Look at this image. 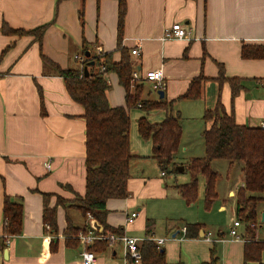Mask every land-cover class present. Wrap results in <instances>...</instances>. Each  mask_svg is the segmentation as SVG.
Instances as JSON below:
<instances>
[{
    "label": "crops",
    "instance_id": "1",
    "mask_svg": "<svg viewBox=\"0 0 264 264\" xmlns=\"http://www.w3.org/2000/svg\"><path fill=\"white\" fill-rule=\"evenodd\" d=\"M127 2L122 46L131 55L134 71L142 77L147 72L163 70L164 100L174 102L173 114L181 116L182 136V119L200 118L207 129L211 124L204 121V113L215 109L218 103L227 114L235 116L238 124L264 126V58L247 59L242 54L246 45L264 47V0ZM81 9H84L83 18L79 15ZM118 10L116 0L99 3L96 0H70L60 4L58 0H0V264H80L86 247L79 240L75 244L67 243L65 231L69 222L79 227L93 224L100 230L97 220L94 217L85 219L77 207L79 196L86 192L84 108L72 99L64 78L45 65L42 56L62 69L78 68L75 56L82 55L85 48L92 56L114 52L115 60L119 61ZM177 23L191 33V39L164 41L165 30ZM4 25L24 31L50 26L40 45L32 36L6 35ZM135 48H139V56L132 55ZM222 72L226 78L238 81L237 95H233L228 79L220 78ZM200 76L205 78L200 98L179 99ZM105 77L110 85L107 92L110 106H126V92L117 75L108 73ZM140 83L144 86V99L163 100L158 91L153 90L152 83ZM147 84L150 90L146 88ZM135 111H139L137 122L145 117L149 123L159 124L167 116L165 110L145 112L137 105L129 111L131 126ZM132 138L130 135L134 159L129 196L108 201L107 224L142 242L150 238L164 239L160 248L171 264H244L245 239L225 242L203 239L209 232L214 238L231 239L229 231L237 220L236 193L243 185L242 165L230 166L228 162L229 171L237 169L239 175L218 207L227 213L231 206L228 229H219L216 234L207 231L205 223L195 222L191 224L201 225L199 238L182 239V229L188 224L182 229L168 223L156 228L155 222L154 232L147 235L146 221L150 218L144 201L164 196L168 185L163 180L166 174L162 175L153 158L152 141L142 140L139 134ZM184 151L188 149L184 147ZM178 152L175 164L186 169L190 160H180ZM144 157L154 160L162 172L161 178L146 180L143 172L141 178H137L133 163ZM216 172L219 174L218 195L222 176ZM178 185L183 184H177L176 190ZM139 188L140 192L137 191ZM45 194L51 195L49 208L56 207L58 233L46 229L43 220ZM261 196L264 198V192ZM58 197L65 203L58 204ZM7 198L12 203H21L24 212L22 231L12 235L8 245L4 238ZM257 209V241L264 242V200ZM135 212L139 216L133 223H128L127 218ZM136 229L143 237L135 234ZM245 230L242 222L238 231L244 235ZM96 258L95 264L125 262L124 250L119 244L98 252ZM251 264H264V251L261 262Z\"/></svg>",
    "mask_w": 264,
    "mask_h": 264
},
{
    "label": "trees",
    "instance_id": "2",
    "mask_svg": "<svg viewBox=\"0 0 264 264\" xmlns=\"http://www.w3.org/2000/svg\"><path fill=\"white\" fill-rule=\"evenodd\" d=\"M70 0H58V4ZM85 2L86 0H81ZM98 3L102 0H96ZM118 2V49L120 60H115V53H104L88 58L85 48L83 55L87 58L86 66L89 74L86 76L84 68L62 69L46 56L43 57L45 65L52 68L64 78L65 84L72 99L84 108L86 120V192L79 196L77 207L85 219L91 215L100 226L98 232L106 234L114 232L123 234L122 229H114L107 224V203L113 199H126L129 196V181L131 179V163L134 156L131 152L130 129L131 118L129 111L141 104L145 112L152 110H165L167 116L159 124H151L148 120H138L139 134L143 139L153 143V158L157 161L163 173L174 171L175 157L180 147L182 137L181 116L173 114V103L166 100L151 101L143 98V83L133 81L134 66L129 51L122 46V38L128 13L127 0ZM80 18L84 16V9L79 12ZM50 25H44L31 31L12 30L3 26L6 35L32 36L42 45L45 33ZM85 42V41H84ZM244 58H264V47L244 46ZM95 65L91 66L90 63ZM103 68L105 70L103 71ZM114 73L126 92V106L111 107L107 92L110 85L105 77ZM222 80L228 79L233 95H237L240 85L237 80L226 78L221 73ZM204 76L195 78L188 91L179 99L196 100L201 96ZM209 128L203 132L206 154L202 158H192L186 169L190 171L191 179L188 183L178 185L181 197L189 204L196 202L199 193L200 179L205 181L206 209L210 210L217 199V182L219 174L213 170L214 161L224 160L230 166L238 163L242 165L243 185L236 193L237 220L246 226L243 235L245 239L244 264L261 262L264 251V242L257 241L258 205L264 200V127H248L236 122L233 114H227L221 103L215 109H208L203 117ZM45 194V209L43 220L46 229L58 233L56 207L49 208V198ZM65 202L58 197V204ZM23 205L12 203L7 198L4 207L5 234L18 235L22 231ZM147 235L154 232L155 221L148 219ZM86 227L74 226L69 222L65 231L67 243L78 242V234ZM201 225L188 224L186 237L199 238ZM110 245L105 241H98L88 248L95 255L104 251ZM142 264H171L167 262L165 252L150 239L144 240L140 245ZM182 264V263H176Z\"/></svg>",
    "mask_w": 264,
    "mask_h": 264
},
{
    "label": "rangeland",
    "instance_id": "3",
    "mask_svg": "<svg viewBox=\"0 0 264 264\" xmlns=\"http://www.w3.org/2000/svg\"><path fill=\"white\" fill-rule=\"evenodd\" d=\"M146 88L150 90V85L147 84ZM138 113L139 111H135L132 114V132H130V135L131 138L133 137L134 139L139 134L138 122L135 120L138 116ZM182 121L183 136L178 150L179 159L182 161H189L193 157H204L206 151L201 135L203 130L206 128L205 123L200 118L193 121L182 119ZM142 140L147 141L143 138ZM184 147H186L188 151H184ZM179 159H177V161ZM212 165L213 169L215 171L217 170L221 174L222 180L219 182L218 186V197L212 204L210 210L206 209L204 189L205 181L203 178L200 179L201 182L199 183V193L196 202L189 204L181 197L180 192L176 190L175 187L177 184H184L190 181V171L188 169H184L182 171L184 166L178 165L175 167L174 171L171 170L170 172L166 173V177L163 180L168 185V187L165 189L167 193L164 196L153 197L144 201L146 202L145 211L147 212V217L156 222V228L168 223L182 229L187 224L200 222L206 224L207 231L211 230L216 234L218 233L219 229H228L231 218L229 209L231 206H229L227 213H223L222 211L218 210V207L220 204H222L229 186H233L234 182L238 178L239 172L237 169H233V171L230 172L228 168V162L224 160L215 161ZM132 169L136 170L134 172L139 179L141 178L140 173L142 172L144 173L143 178L146 180L149 178H161L162 172L159 170L154 160L148 157L136 159L133 163ZM229 173L232 174L231 177L227 179ZM176 178L177 180H175ZM137 191L140 192L141 189L139 188ZM132 196L135 197V194L132 193ZM229 204L231 205L232 203ZM139 223L140 222L137 221V224ZM135 231H138L135 233L136 235L143 237V234L141 231H139V229H136Z\"/></svg>",
    "mask_w": 264,
    "mask_h": 264
},
{
    "label": "built area",
    "instance_id": "4",
    "mask_svg": "<svg viewBox=\"0 0 264 264\" xmlns=\"http://www.w3.org/2000/svg\"><path fill=\"white\" fill-rule=\"evenodd\" d=\"M191 33L185 29L182 24H174L171 27L167 28L164 33L163 40H190ZM133 56H139V48H135L132 52ZM75 60L78 62L80 68H84L86 64L87 58L82 54L76 55ZM105 68H103V71ZM163 80H164V73L162 69L153 70L147 72L144 77H142L138 71L133 72V81L135 82H150L153 84V90L155 92L163 89ZM141 108V104L138 105ZM264 127V126H263ZM165 175V173H162ZM139 216V213L135 212L130 217L127 218L128 223H133L134 220ZM88 219L91 220L93 217L88 215ZM242 226V222L240 220H236L233 224V227L229 231V235L231 239H225L224 237H215L213 233L209 232L207 235L204 236V240L206 242H225L227 240H244L243 234L238 231V228ZM99 229L96 228L93 224H88L86 229L81 231L77 239L85 245V250L81 255V262L80 264H95L97 261L96 255L93 251H89L88 248L94 245L98 241H105L108 242L110 247L119 244L122 246L124 250V264H142V254L140 251L141 240L130 236L128 234H116L114 232H109L106 234L98 232ZM183 238L185 239L187 228L184 227L182 229ZM11 236L5 235V243L9 244V239ZM151 241L155 242L157 246L160 248L164 243V239H154L150 238Z\"/></svg>",
    "mask_w": 264,
    "mask_h": 264
},
{
    "label": "water",
    "instance_id": "5",
    "mask_svg": "<svg viewBox=\"0 0 264 264\" xmlns=\"http://www.w3.org/2000/svg\"><path fill=\"white\" fill-rule=\"evenodd\" d=\"M86 56L89 58V57H90V53L87 52V53H86ZM90 65H91V66H94L95 63H94V62H91ZM84 71H85V74H86V76H87V75L89 74V67L86 66V67L84 68ZM157 93H158L160 99H164V97H165V92H164L163 90H159ZM183 170H184V168H182V171H183ZM262 221L264 222V213L262 214Z\"/></svg>",
    "mask_w": 264,
    "mask_h": 264
}]
</instances>
